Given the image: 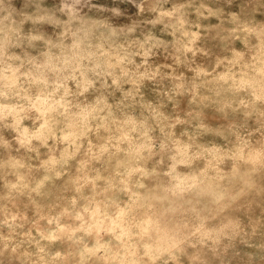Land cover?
Segmentation results:
<instances>
[{"label":"clouds","instance_id":"9594fccd","mask_svg":"<svg viewBox=\"0 0 264 264\" xmlns=\"http://www.w3.org/2000/svg\"><path fill=\"white\" fill-rule=\"evenodd\" d=\"M36 2L37 0H24L23 7L16 9L12 0H0V124L12 127L7 123L9 116L18 117V128L20 119H43L41 126L27 139L15 138L19 142L18 147L0 135V175H22L25 182L19 187L12 185L13 188L17 191L27 189L29 196L33 193L36 197L46 196L45 182L58 179L70 156L74 155L69 153L68 146H61L62 140L68 139L69 129L79 123L78 136L86 137L93 129L86 119L81 120L80 117L87 113L92 120H96L104 110L98 107L104 100L103 92L96 88V83L100 82L103 87L105 77H112L113 83L117 85H138L145 79L151 80L160 86V95L169 101L176 102L178 95L192 94L198 104L207 102L209 105L219 106L223 116L230 117L227 126L222 128L223 137L228 141L224 156L228 160H234L241 170L236 174L220 175L212 166L203 173L196 172L195 177L176 174L175 169L181 164L190 165L189 172L198 167L193 162L203 154L201 146L196 143L194 136H190L185 151L178 150L180 142L170 131L165 132L171 121L159 110L163 107V102L155 106L143 105L148 110V115L141 113L142 119L128 129L132 139L120 150L119 155L113 153L112 157L117 159L116 170L119 176L128 180L133 187H144L132 179L133 173L155 181L153 198L158 202L160 212L158 215L154 214L151 230L129 232L128 240L116 245L117 248L123 247L125 254L121 255L118 251L113 258L118 259L119 264H124L125 260L128 264H155L156 261L161 264H180L181 256L198 261V264H264V234L245 230L246 226L237 219L243 206L236 203L240 197L253 190L264 194V187L252 179L253 173L264 172V20L256 19L258 15H264V0H239L238 12L210 8L208 0H187V4H177L171 10L163 8L168 0H119L120 3H131L137 9L134 17L118 6L110 8L97 0H58L50 10L52 14L63 15L70 8L74 11L66 22L59 19L55 21L62 28L57 44L42 34L40 25L45 22V16L29 13V7ZM234 3L237 0H223L228 8ZM197 4L195 11L198 20L191 22L188 20L187 8ZM145 12L155 13V19H143ZM211 16H216L221 21L215 26L216 36L223 42L225 51H230L231 43L242 37L249 42L248 52L257 53L252 61L240 65L243 83L220 82L216 77L209 80L201 73L189 79L183 73L177 75L175 72L171 77L159 74L157 80V73L147 66V59L155 54L154 48L162 45L167 48V45L155 38L148 25L155 27L164 23L166 28L180 34L173 45L177 53L174 64L184 65L186 58L181 57L188 51H194L192 44L202 28L200 21ZM121 17L126 18L129 23L117 25L115 21ZM29 21L32 27L25 32L24 25ZM193 28L197 29L196 33H193ZM138 33L143 35V39ZM252 38L259 43L252 45ZM33 52L36 54L33 55ZM136 56L143 57L144 63L136 64ZM237 56L243 60L240 53ZM257 65L260 71L252 80L258 87L246 99L241 98L240 93H247L245 85L249 84L248 79L244 78L247 76L244 69L255 72ZM141 68H144L143 72ZM166 79L170 80L167 88L163 86ZM70 81L75 82V90L69 88ZM209 85L215 87L209 88ZM89 89L100 92L96 106H92L87 97L81 99ZM200 89H206L210 94L201 95ZM38 101L44 103H37ZM137 103L133 97L130 103L118 106L121 115L126 117L124 123L131 122L132 119L125 109L134 108ZM34 110L39 115H34ZM238 110L243 111L244 120L240 119ZM254 113L260 122L256 131L261 134V139L255 143L252 141L253 132L247 128V117ZM192 119L198 121L195 135H199L201 131H211L198 117L192 116ZM156 128L160 129L161 136L151 135ZM29 140L38 143L30 144ZM50 140L51 145L48 143ZM41 147L48 149L50 159L34 165V160H40ZM80 148L81 145L77 143L75 150L79 151ZM249 154L254 159L250 160ZM154 157H159L156 168L160 170L144 172L142 166ZM167 161H171V171L160 168V165L166 166ZM53 163L60 165V169L52 167ZM35 174H43V179L37 180ZM182 179H186L187 184L181 189L178 181ZM30 184L35 186L30 187ZM99 195L100 193L92 197L78 196V200L87 202L83 208L77 205L76 200L69 201L68 214L77 220L81 219L79 213L92 209ZM205 196L208 198L204 206L199 214L192 217L186 230L183 227L166 229L161 226L171 210L192 201L200 203ZM101 204L110 206L104 201ZM102 217L100 219L94 215L91 224L93 229L97 224L103 225L110 219L106 213H102ZM212 220L216 222L206 227L205 221ZM131 227L136 228L137 225L132 224ZM104 230L112 231L110 228ZM41 238L58 240L60 236H46L42 231ZM68 238L72 239V236ZM32 242L37 244L40 252L44 251L38 239L33 238ZM189 248L195 251L190 254L187 251Z\"/></svg>","mask_w":264,"mask_h":264},{"label":"rangeland","instance_id":"374dc122","mask_svg":"<svg viewBox=\"0 0 264 264\" xmlns=\"http://www.w3.org/2000/svg\"><path fill=\"white\" fill-rule=\"evenodd\" d=\"M97 2L110 8L118 6L126 10L129 16L134 17L137 12V9L128 2L120 3L119 0H116V3H113V0H97ZM12 3L16 9H21L24 0H12ZM56 3L58 0H42V2L37 0L28 9L29 13L35 12L45 16V22L40 25L42 34L54 44L59 43L58 34L62 31L61 26L55 21L59 19L66 22L74 11L70 8L63 15L52 14L50 10ZM238 3L239 0L231 8H228L223 4V0H208V7L223 8L225 12H238ZM177 4H187V0H168L163 4V8L171 10ZM196 6L198 4L187 8L188 20L191 22L198 20ZM155 17L156 14L150 12H145L143 15L145 20H152ZM256 19L264 20V15H258ZM115 23L127 25L129 21L121 17ZM200 23L202 28L192 44L194 51H188L185 56L181 57V59L186 58L184 65L174 64L177 53L173 45L180 34L171 28H166L164 23L157 24L155 27L151 24L148 25V29L152 31L155 38L167 45V48L163 45L154 48L155 54L147 59V66L151 71L157 73L156 79L159 80V74L171 77L174 72L177 75L183 73L190 79L201 73L209 80L216 77L220 82L243 83L240 65L252 61L253 56L257 53L248 52L249 42L242 37L231 43L230 51H225L223 42L216 36L215 26L221 23L216 16L208 17ZM225 26L230 27L229 25ZM31 27L32 23L29 21L24 25V31L27 32ZM192 31L196 33L197 29L193 28ZM138 35L143 39V35L139 33ZM258 43L259 41L255 38L251 39L252 45ZM15 51L19 52V49ZM53 51L55 52L56 49ZM237 53L241 54L243 60L237 56ZM134 60L138 65L144 63V58L140 56L134 57ZM140 70L143 72L144 68ZM259 71L258 65L255 72L252 69H244V72L247 73L244 78L248 79L249 84L245 85L248 89L247 93H240L241 98L246 99L247 95L258 87L252 77L256 76ZM104 81L103 87L100 82L96 83V88L103 92L104 100V103L98 107H102L104 110L100 112V116L96 120H92L87 113L80 117L81 120L86 119L90 128L93 129L86 137L78 136L79 123L69 129L68 139L62 140L61 146H68L69 153H74V155L70 156L68 164L64 166L62 175L58 179L45 182L46 196L36 197L35 193L29 196L27 189L17 191L16 188H13L12 185L19 187L21 183L25 182L22 175L9 174L6 177L0 175V264H119V260L113 257L118 251L124 255L125 249L117 248L116 245H121L123 240H128L129 232L151 230L155 219L154 214L158 215L160 212L159 204L153 198L152 190L156 187L155 181L148 177H142L139 173H133L132 179L136 180L138 184L144 185V187H133L128 180L119 176L116 170L117 159L112 157L113 153L119 155L120 150L124 149L128 141L132 139L128 129L134 127L142 119L141 113L144 116L148 115V110L143 105L155 106L163 102V107L159 110L171 121L169 127L165 128V132L170 131L180 142L178 150L185 151V145L188 144L190 136H194L196 143L201 146L203 154L193 162L198 164V167L189 172L190 165L181 164L176 167V174L195 177L196 172L203 173L212 166H214V171L220 175L236 174L241 170L234 160H228L224 156V149L228 141L223 137L222 128L227 126L230 117L225 118L219 111V106L209 105L207 102L198 104L192 94L178 95L176 102L169 101L160 95V86L148 79L138 85L133 83L117 85L113 83L112 77H105ZM163 86L169 87L170 80H164ZM208 87L214 88L215 85ZM69 88L75 90V82L70 81ZM199 93L201 95L210 94L206 89H200ZM84 97H87L92 106H96L100 92L89 89L81 99ZM133 97L138 103L134 108L125 109L132 119L131 122L124 123L126 117L121 115L118 106L122 103H130ZM37 103L43 104L44 102L38 101ZM233 107L235 108L236 105L234 104ZM225 111L230 110L225 109ZM34 115H39V112L34 110ZM192 116L198 117V120L202 121L204 126L211 131H201L199 135H195V125L198 121L192 119ZM239 117L241 120L245 119L243 111H239ZM17 119L18 117L15 116L8 117L7 123L12 127H3L0 124V135L5 140L12 141L15 147L19 146L16 137L27 139L43 123V119L39 121L34 118L20 119L18 128ZM259 127L260 122L255 113L247 117V128L253 132V143L261 139L260 132L256 131ZM151 135L161 136L162 133L159 128H156ZM29 143L36 144L38 142L29 140ZM48 143L51 145L52 141L50 140ZM77 143L81 145L79 151L75 150ZM39 151L40 160H34V165L50 159L48 149L41 147ZM58 158L57 155L56 159ZM249 159H254V157L249 154ZM158 161L159 157H154L142 166L143 171H159L160 169L156 168ZM52 167L60 169V165L55 163ZM160 168L164 171H171V161H167L166 166L160 165ZM35 175L37 180L43 179V174ZM252 179L264 187V172L253 173ZM193 182L195 183V180ZM178 184L182 189L186 186L187 180H179ZM29 186L34 187L35 185L30 184ZM96 193H100L96 197V203L88 212L81 211L79 213L81 219L77 220L68 214L70 213L69 201L76 200L77 205L83 208L87 202L78 200L77 197L81 195L92 197ZM207 198V196L203 197L200 203L192 201L188 205L177 206L169 212L166 222L161 226L166 229L183 227L186 230L192 217L200 213ZM101 201L109 203L110 206H103ZM113 201L114 203H111ZM236 203L243 206L237 219L246 226L245 230L249 233L264 234V194H258L253 190L240 197ZM61 213H65V215H61ZM102 213H106L110 219L103 225L97 224L93 229L91 224L94 215L102 219ZM207 214L205 213V215ZM56 217L59 218L54 219ZM50 221L52 222L50 223ZM215 222V220L205 221V226H211ZM132 224H136L137 227L132 228ZM105 228H110L112 231H105ZM73 229H79V231H73ZM42 231L46 236L58 234L60 239H42ZM70 235L72 239L68 238ZM33 238L40 241V247L44 248L43 252H40L37 244L32 242ZM239 247L243 248L244 246L239 245ZM187 251L191 254L195 250L189 248ZM124 264H128V261L125 260ZM155 264H161V262L156 261ZM180 264H198V261H191L187 256H181Z\"/></svg>","mask_w":264,"mask_h":264}]
</instances>
